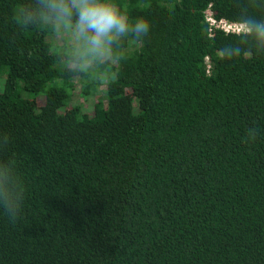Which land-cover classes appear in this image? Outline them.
<instances>
[{
    "label": "trees",
    "instance_id": "16d2710c",
    "mask_svg": "<svg viewBox=\"0 0 264 264\" xmlns=\"http://www.w3.org/2000/svg\"><path fill=\"white\" fill-rule=\"evenodd\" d=\"M115 2L148 35L82 66L42 0H0V176L26 189L0 264H264V42L205 19L264 0Z\"/></svg>",
    "mask_w": 264,
    "mask_h": 264
},
{
    "label": "clouds",
    "instance_id": "9594fccd",
    "mask_svg": "<svg viewBox=\"0 0 264 264\" xmlns=\"http://www.w3.org/2000/svg\"><path fill=\"white\" fill-rule=\"evenodd\" d=\"M42 4L58 26L71 28L78 45L75 54L82 66L112 59L113 46L123 37L140 42L151 27L148 19L132 18L115 0H42ZM234 31L237 35L255 34L264 42V22H238ZM25 195V185H18L10 172L0 176V210L11 222L20 217Z\"/></svg>",
    "mask_w": 264,
    "mask_h": 264
},
{
    "label": "rangeland",
    "instance_id": "374dc122",
    "mask_svg": "<svg viewBox=\"0 0 264 264\" xmlns=\"http://www.w3.org/2000/svg\"><path fill=\"white\" fill-rule=\"evenodd\" d=\"M61 27H63V31L62 32L64 33V35L67 36L65 41L77 45V41H76V39L74 37V34H73L71 28H65L63 25H61ZM59 37L60 36H58V38ZM101 77L105 78L104 73L101 74ZM76 85H78V86H76V88L73 91L74 95L72 96L70 103H82V105H84V108H85L86 111L92 112L93 111V103L96 101L95 96L90 95L87 98L82 97L78 93L80 87H79V83H78L77 80H76ZM99 88H100V95H101L102 91H103V88H104V80L103 79H101V84H100Z\"/></svg>",
    "mask_w": 264,
    "mask_h": 264
},
{
    "label": "built area",
    "instance_id": "2783aa9c",
    "mask_svg": "<svg viewBox=\"0 0 264 264\" xmlns=\"http://www.w3.org/2000/svg\"><path fill=\"white\" fill-rule=\"evenodd\" d=\"M205 19L210 25V34H212V31L214 29H220L225 31L226 33H235L234 30L236 28L237 23L243 22V21L229 20L225 17H216L211 4H209L207 9L205 10ZM209 67L210 65H208V68Z\"/></svg>",
    "mask_w": 264,
    "mask_h": 264
}]
</instances>
